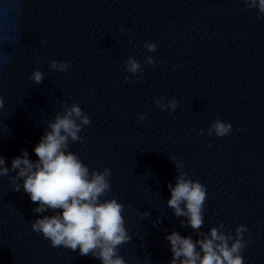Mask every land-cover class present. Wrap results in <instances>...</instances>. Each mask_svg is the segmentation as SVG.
<instances>
[{
    "label": "water",
    "instance_id": "obj_1",
    "mask_svg": "<svg viewBox=\"0 0 264 264\" xmlns=\"http://www.w3.org/2000/svg\"><path fill=\"white\" fill-rule=\"evenodd\" d=\"M243 7L240 0H0L6 166L21 150L36 161L33 149L60 102L78 103L91 124L70 150L90 169H112L108 198L127 209L132 239L120 254L128 264H170L165 237L173 231L199 238L167 206L178 174L170 156L208 189L201 231L246 224L255 240L246 264H264V19ZM145 42L158 46L155 68L144 63ZM129 56L143 66L142 83L124 71ZM53 59L69 61L68 72L52 70ZM37 68L40 84L29 78ZM160 96L177 98L176 111L161 112L153 102ZM217 117L232 124L230 136L197 135ZM12 176L0 177V264H102L31 233L32 221L53 213H34L38 204L22 181L13 190Z\"/></svg>",
    "mask_w": 264,
    "mask_h": 264
},
{
    "label": "clouds",
    "instance_id": "obj_2",
    "mask_svg": "<svg viewBox=\"0 0 264 264\" xmlns=\"http://www.w3.org/2000/svg\"><path fill=\"white\" fill-rule=\"evenodd\" d=\"M244 5L242 11L255 10L257 19H264V0H240ZM121 32L132 33V29L119 26ZM46 43V41H42ZM144 50L149 53L144 63L158 66L151 55L158 51L154 42H145ZM70 62L53 59L50 68L57 72L67 73ZM124 71L132 74L136 82H143L144 69L133 56L124 61ZM35 84L42 83L44 73L33 69L30 77ZM126 83H131L124 76ZM153 102L161 112L169 114L179 106L177 98L166 99L164 96L154 98ZM4 107V99L0 96V109ZM63 109L57 112L54 119L47 122V128L41 136L33 152L38 158L33 161L26 150L11 161V167L6 166V160L0 156V177L8 176L13 182V190L19 192L22 188L30 200L38 204L34 213L42 214L51 210L52 215H42L30 223L31 233L42 236L52 248H67L72 251L79 249L81 256H93L102 264H128L120 254L123 245L132 239L126 228L125 205L117 198H108L112 191L110 178L112 169L103 167L100 170L90 169L79 155L70 150V145L83 144L80 135L84 128L90 126L91 118L78 103L70 106L60 102ZM147 119V113H140L138 120ZM233 132L230 122L215 118L206 129L197 131L198 136L228 137ZM208 141L207 147H213ZM169 159L175 164L177 176L175 186L168 184L171 198L167 206L173 210L176 217L186 218L182 226L190 227L197 233L198 239L191 235L182 236L176 231L165 237L170 244L172 259L170 264H246L244 252L255 240L251 237L246 224H239L235 229H226L223 222L211 227L208 232L201 229L204 226L205 205L208 201V189L198 179H192L184 171L185 164L176 156ZM131 207V206H129ZM138 215L146 217L148 213ZM249 238H245V234Z\"/></svg>",
    "mask_w": 264,
    "mask_h": 264
}]
</instances>
